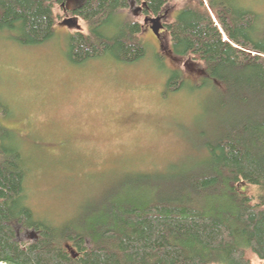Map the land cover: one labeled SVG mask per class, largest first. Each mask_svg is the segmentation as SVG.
Returning a JSON list of instances; mask_svg holds the SVG:
<instances>
[{
    "label": "trees",
    "instance_id": "trees-1",
    "mask_svg": "<svg viewBox=\"0 0 264 264\" xmlns=\"http://www.w3.org/2000/svg\"><path fill=\"white\" fill-rule=\"evenodd\" d=\"M67 1L0 0V34L42 44L61 9L86 27L69 34L74 61L110 55L129 64L146 55L151 18L181 1L165 24L166 51L200 65L201 76L194 83L173 67L166 91L204 93L210 121L191 163L160 174L133 167L64 222L33 208L23 148L0 144V262L254 264L251 253L264 264V12L245 0H79L68 11ZM132 4L143 24L125 18ZM14 226L36 238L17 240Z\"/></svg>",
    "mask_w": 264,
    "mask_h": 264
},
{
    "label": "rangeland",
    "instance_id": "rangeland-1",
    "mask_svg": "<svg viewBox=\"0 0 264 264\" xmlns=\"http://www.w3.org/2000/svg\"><path fill=\"white\" fill-rule=\"evenodd\" d=\"M245 1L264 12V0ZM67 2L68 9L79 0ZM181 5L168 3L161 24ZM136 6L124 16L143 24ZM57 11L60 23L42 44L25 46L0 34V144L23 148L33 208L64 222L131 177L133 167L160 174L191 163L211 114L204 93L198 96L189 86L166 91L173 67L187 80L194 76V83L201 76L200 65L168 55L166 31L160 47L151 27L143 28L147 52L134 63L110 55L79 63L69 54V34L85 31V24ZM68 18L74 22L62 23ZM14 228L19 241L35 237L32 229ZM248 257L261 264L251 253Z\"/></svg>",
    "mask_w": 264,
    "mask_h": 264
},
{
    "label": "water",
    "instance_id": "water-1",
    "mask_svg": "<svg viewBox=\"0 0 264 264\" xmlns=\"http://www.w3.org/2000/svg\"><path fill=\"white\" fill-rule=\"evenodd\" d=\"M72 20H73V18L65 19L64 23H70ZM145 21H146V19H145ZM151 23H152V25H151L152 32L154 33L155 36H157L160 28L162 27V24L160 22V17L151 18ZM34 236H36V233L34 234ZM0 264H6V263L0 262Z\"/></svg>",
    "mask_w": 264,
    "mask_h": 264
},
{
    "label": "flooded vegetation",
    "instance_id": "flooded-vegetation-1",
    "mask_svg": "<svg viewBox=\"0 0 264 264\" xmlns=\"http://www.w3.org/2000/svg\"><path fill=\"white\" fill-rule=\"evenodd\" d=\"M68 3L69 2H67V5H68ZM67 7V6H66ZM74 7H71V8H66L67 9V11L68 10H72ZM136 11H139L140 12V9L138 8V10L136 9ZM72 22H74V20H72ZM167 22H162V27L160 28V32H159V34L157 35V36H155L154 34H153V36H154V38H155V40H156V42L158 43V46H160V47H162V45H161V41H160V39H161V37H160V34H162V33H164V31H166L165 30V24H166ZM147 25V24H146ZM147 27H148V29H149V24L147 25ZM150 30V29H149ZM167 33V32H166ZM166 52V51H165ZM170 55V54H169ZM171 56V55H170ZM171 58L172 59H175L174 57H172L171 56Z\"/></svg>",
    "mask_w": 264,
    "mask_h": 264
}]
</instances>
